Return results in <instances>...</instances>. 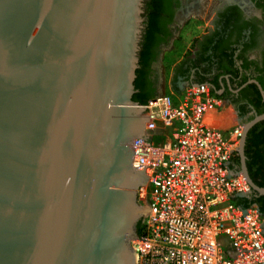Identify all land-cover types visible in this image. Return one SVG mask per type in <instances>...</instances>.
Returning <instances> with one entry per match:
<instances>
[{
  "label": "water",
  "instance_id": "obj_1",
  "mask_svg": "<svg viewBox=\"0 0 264 264\" xmlns=\"http://www.w3.org/2000/svg\"><path fill=\"white\" fill-rule=\"evenodd\" d=\"M145 0H0V264H136ZM239 147L241 173L250 129Z\"/></svg>",
  "mask_w": 264,
  "mask_h": 264
},
{
  "label": "built area",
  "instance_id": "obj_2",
  "mask_svg": "<svg viewBox=\"0 0 264 264\" xmlns=\"http://www.w3.org/2000/svg\"><path fill=\"white\" fill-rule=\"evenodd\" d=\"M142 107L148 121L132 164L147 178L138 198L149 212L131 244L136 264H264V216L238 203L254 193L240 171L244 125L209 123L225 99L188 85L178 100Z\"/></svg>",
  "mask_w": 264,
  "mask_h": 264
},
{
  "label": "flooded vegetation",
  "instance_id": "obj_3",
  "mask_svg": "<svg viewBox=\"0 0 264 264\" xmlns=\"http://www.w3.org/2000/svg\"><path fill=\"white\" fill-rule=\"evenodd\" d=\"M216 1L218 4L211 10L209 26L199 37L190 58L202 61L204 57L206 61L202 62L198 69L190 71L189 79L196 84L205 80L207 85L233 108L243 125L250 124L258 117L264 116V0ZM172 2L173 13L167 20L162 37L170 33L174 35L183 20L199 11L204 0ZM146 5L145 1V8ZM180 72L177 79L188 86L179 76ZM218 121L217 125L222 126L227 119L220 116ZM215 122L214 119L212 123ZM263 129L264 120L250 129L245 149L249 134L253 130L261 133ZM247 160L246 157V167ZM140 224L141 221L137 225L136 236Z\"/></svg>",
  "mask_w": 264,
  "mask_h": 264
},
{
  "label": "trees",
  "instance_id": "obj_4",
  "mask_svg": "<svg viewBox=\"0 0 264 264\" xmlns=\"http://www.w3.org/2000/svg\"><path fill=\"white\" fill-rule=\"evenodd\" d=\"M145 32L141 44V52L139 55V69L136 72L135 90L133 101L141 106H145L152 99L158 97L157 88L153 81V66L158 61L163 47H167L173 35L170 33L162 37L167 20L173 13L172 0H145ZM190 56H186L182 63L181 72L179 76L186 81L188 85H202L207 84L205 80L193 83L189 79L191 70H196L201 63L206 61L202 57V61L192 60ZM226 74V73H225ZM178 77V76H177ZM215 94V91L212 90ZM223 98V97H222ZM245 156L247 157V168L251 180L256 186L264 189V129L261 133L252 131L247 140V147L245 149ZM243 207L255 206L264 216V197H259L257 193H253L251 197L240 199L238 202Z\"/></svg>",
  "mask_w": 264,
  "mask_h": 264
},
{
  "label": "rangeland",
  "instance_id": "obj_5",
  "mask_svg": "<svg viewBox=\"0 0 264 264\" xmlns=\"http://www.w3.org/2000/svg\"><path fill=\"white\" fill-rule=\"evenodd\" d=\"M217 4L216 0H204L199 11L190 14L189 18L180 23L170 44L162 49L158 61L153 66L152 79L156 85L158 96H168L176 100L179 92L186 88L187 84L180 83L177 74L181 70L186 56H192L199 37L206 32L211 10ZM222 116L231 120L228 122L229 126L237 122L242 124L230 106ZM221 127L225 128L227 124H223Z\"/></svg>",
  "mask_w": 264,
  "mask_h": 264
},
{
  "label": "bare ground",
  "instance_id": "obj_6",
  "mask_svg": "<svg viewBox=\"0 0 264 264\" xmlns=\"http://www.w3.org/2000/svg\"><path fill=\"white\" fill-rule=\"evenodd\" d=\"M213 118V119H212ZM212 119V120H211ZM215 118L214 117H211V118H209V123H212V121L214 120ZM218 119H219V117L218 118H216L215 119V123H212L213 125H215V126H217V127H220L221 128V125H217L218 123H219V121H218ZM227 119V121H226V123L225 124H229L228 122H230L229 121V119L228 118H226ZM222 124V123H221Z\"/></svg>",
  "mask_w": 264,
  "mask_h": 264
},
{
  "label": "crops",
  "instance_id": "obj_7",
  "mask_svg": "<svg viewBox=\"0 0 264 264\" xmlns=\"http://www.w3.org/2000/svg\"><path fill=\"white\" fill-rule=\"evenodd\" d=\"M182 92H183V91H180V92H179V94H178V96H177L176 100H178V99H179V97L181 96ZM228 126H229V124L227 125V127H228Z\"/></svg>",
  "mask_w": 264,
  "mask_h": 264
}]
</instances>
